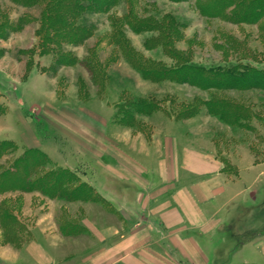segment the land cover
<instances>
[{"label":"crops","instance_id":"0c3cea01","mask_svg":"<svg viewBox=\"0 0 264 264\" xmlns=\"http://www.w3.org/2000/svg\"><path fill=\"white\" fill-rule=\"evenodd\" d=\"M44 66L26 61L10 103L24 145L82 176L102 201L73 203L78 229L65 235L57 213L66 202L0 195L18 217L34 219L21 246L6 243L0 228V264H216L220 227L256 199L264 161L246 154L229 163L175 137L132 142V132L110 130L114 113L103 101H60Z\"/></svg>","mask_w":264,"mask_h":264},{"label":"rangeland","instance_id":"374dc122","mask_svg":"<svg viewBox=\"0 0 264 264\" xmlns=\"http://www.w3.org/2000/svg\"><path fill=\"white\" fill-rule=\"evenodd\" d=\"M128 11L143 18L156 17L162 20L171 14L178 19L182 28L176 47L183 53L182 58L190 63L206 68L232 66L238 72L241 69H259L264 72V33L258 25H235L220 19L204 18L196 10L194 2L121 0L111 16H93L92 20L98 27L95 36L84 46L73 48L81 60L89 57V52L95 51L99 61L107 69L110 80L106 89L101 91L93 85L89 73L82 66L62 68L58 73L50 71L53 57L40 55V42L35 37L39 28L37 20L42 12L41 6L28 8L10 0H0V26L8 25L5 35L0 36V140L13 142L18 147L17 152L5 156L0 163L7 167L27 149L21 138V123L10 104L16 101L15 87L25 75L26 61L29 64L45 65L41 69L49 72V87L57 91L60 101L87 103L101 100L107 104L114 113L110 130L115 133L132 132V142L140 140L137 137L145 138L147 142H153L156 138L163 141L165 137H175L181 145L208 150L229 163H233V158L246 154H252L257 163L264 161V91L217 92L219 96L255 106L259 117L244 128L221 122L210 115L204 106L192 110L199 102L208 100L213 92L188 84L169 81L157 84L145 80L110 43L113 30L110 17L121 18ZM20 26L22 30L18 31ZM125 31L132 46L145 58L161 60L169 66L175 65L161 47L155 51L145 48V41L154 34L138 35L129 28ZM34 43V48L28 51L31 52L30 55L22 52ZM81 82L89 86L90 95H81ZM124 93L141 99L155 98L163 102V107L153 113L137 115L133 112L134 115L130 116L128 104L120 99V95ZM17 107L20 108V105ZM53 163L57 164L54 160ZM78 176L85 182L82 176ZM13 193L17 192L4 195ZM257 194L254 196L256 199L236 207L229 214L231 216L228 221L221 225L222 246L218 251L220 253L216 264H264V183L260 184ZM65 204L57 213L59 226L66 213L70 215L69 219L76 221L74 213L78 208L73 203ZM16 208L18 209L16 205H12V210ZM19 218L25 227L32 225L34 221L31 219L26 222L23 217ZM23 237L26 240L25 233Z\"/></svg>","mask_w":264,"mask_h":264},{"label":"trees","instance_id":"16d2710c","mask_svg":"<svg viewBox=\"0 0 264 264\" xmlns=\"http://www.w3.org/2000/svg\"><path fill=\"white\" fill-rule=\"evenodd\" d=\"M12 3L28 8L42 7L39 28L36 36L39 39L41 56H52L50 71L58 73L62 68L82 66L90 75L95 87L104 91L110 80L107 69L99 61L95 51L81 60L73 48L84 46L97 32L93 16L109 15L120 5L121 0H10ZM174 3L194 2L196 10L202 17L220 19L235 25H258L264 33V0H170ZM159 20L156 17H139L128 11L123 17H110L112 33L110 43L114 45L125 60L152 83L169 81L176 84H188L203 91H212L210 98L199 102L192 110L204 106L208 113L217 117L229 126L244 128L259 114L255 106L219 96L217 92L228 91H264V72L232 68H206L203 65L190 63L182 58L183 53L176 47L180 37L181 23L171 14ZM31 20V19H30ZM26 21H29L27 19ZM23 24V20L22 23ZM8 26V25H6ZM6 26H0V36H4ZM126 28L135 34L152 33L154 36L145 41V48L155 51L164 50L174 66L161 60L145 58L131 44L126 36ZM17 30H22L18 27ZM178 37V38H177ZM47 73V71H44ZM49 73V72H48ZM80 90L85 96L89 86L81 82ZM128 112L144 115L161 110L163 102L155 98L141 99L120 95ZM18 147L10 141L0 140V161L9 154L17 152ZM227 161L226 159H224ZM10 192L40 193L52 200L67 203H100L102 201L95 189L87 182H82L78 174L70 169L55 165L53 160L39 149H26L10 165L0 163V195ZM66 213L61 219L60 230L65 235L75 234L77 221L69 219ZM0 228L5 232V242L21 246L31 239L26 234V227L16 215L8 202L0 203ZM26 234V240L24 239Z\"/></svg>","mask_w":264,"mask_h":264}]
</instances>
